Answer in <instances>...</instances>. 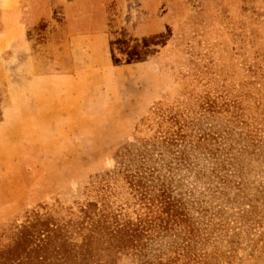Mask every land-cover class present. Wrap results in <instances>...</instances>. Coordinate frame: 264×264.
<instances>
[{"label": "rangeland", "instance_id": "374dc122", "mask_svg": "<svg viewBox=\"0 0 264 264\" xmlns=\"http://www.w3.org/2000/svg\"><path fill=\"white\" fill-rule=\"evenodd\" d=\"M75 1L0 0L1 240L40 207L62 223L87 226L81 209L110 222V200L132 199L120 188L110 198V177L137 165L138 131L174 128L184 140L150 152L147 184H165L180 208L160 220L178 218L193 236L174 224L151 247L195 264H264V0H110L127 22L115 28L112 65L62 77L75 88L62 115L59 103L46 107L59 91L42 88L44 73L64 69L53 37Z\"/></svg>", "mask_w": 264, "mask_h": 264}, {"label": "trees", "instance_id": "16d2710c", "mask_svg": "<svg viewBox=\"0 0 264 264\" xmlns=\"http://www.w3.org/2000/svg\"><path fill=\"white\" fill-rule=\"evenodd\" d=\"M152 124L142 123L144 130L152 128ZM173 129L160 131L157 128L150 138L143 129L138 131L143 134L138 139L144 152L134 155L137 165H131L132 160L129 164L121 162L118 172L110 177L118 185L110 187V198L112 192L120 188L123 192L129 191L132 199L122 198L124 203L122 200L116 208L117 200H110V222L101 218L95 220L90 212L81 209V213H87V226L84 227L79 221L59 222L44 207L34 209L24 225L5 242L0 238V264H120L125 258L134 260L135 264H181L180 260L187 261L184 264H195V258L182 256L173 249L165 253L151 247L163 231L169 234L174 224H184L178 218L175 222L170 218L164 223L160 220L159 212L176 218L180 208L175 209L176 205L172 208L173 198L165 184L156 187L147 184L148 178L155 176L154 168L146 167V163L151 162L150 152L157 151L160 143L169 148L184 140V132ZM121 155H124L122 159L127 157ZM183 227L192 237L193 229L186 223Z\"/></svg>", "mask_w": 264, "mask_h": 264}, {"label": "crops", "instance_id": "0c3cea01", "mask_svg": "<svg viewBox=\"0 0 264 264\" xmlns=\"http://www.w3.org/2000/svg\"><path fill=\"white\" fill-rule=\"evenodd\" d=\"M123 7L118 4H110V0H77L73 7L64 8L66 11V19L60 20L59 31L56 37H53L57 41L58 51L55 57L58 58L54 64L59 66L62 73L59 75L48 76L49 80L43 85L42 92L58 90V99H51L46 107L51 108L58 106L65 108L62 110L68 113V104L65 101L67 97L66 84L63 83L62 77L75 75V79L78 75L83 74H95L100 69L110 68L112 57L111 49L114 39V33L116 27H122L127 22L125 19H121L123 13L119 12ZM118 12V13H117ZM72 16V17H71ZM28 50L30 53L29 65H33L35 68L36 62H34V56H32V48L30 41L28 40ZM74 62V63H72ZM33 71L32 73H34ZM59 77V78H58ZM77 84V81H75ZM47 93V92H44ZM48 94V93H47ZM31 107L35 112V116L38 117V110L41 104H38L34 98V94L31 95ZM48 114V112H47Z\"/></svg>", "mask_w": 264, "mask_h": 264}]
</instances>
